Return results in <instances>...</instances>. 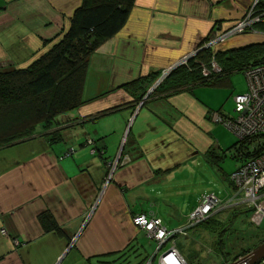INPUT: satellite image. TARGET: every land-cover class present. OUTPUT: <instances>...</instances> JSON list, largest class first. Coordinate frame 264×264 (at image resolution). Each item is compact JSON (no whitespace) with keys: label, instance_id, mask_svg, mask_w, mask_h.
<instances>
[{"label":"crops","instance_id":"crops-1","mask_svg":"<svg viewBox=\"0 0 264 264\" xmlns=\"http://www.w3.org/2000/svg\"><path fill=\"white\" fill-rule=\"evenodd\" d=\"M81 1L0 0V71L29 65L60 40ZM251 3L135 0L121 30L89 57L84 88V98L89 101L58 119L65 122L79 112L105 114L95 121L88 118L58 141L36 134L0 146V264H128L130 258L137 259L134 264H146L148 259L158 264L156 256L171 241L191 264L176 240L188 239L192 228L199 225L186 227V220L205 192L197 196V203L180 208L172 200L161 199L159 186L165 187L177 171L183 176L198 153L209 165L210 146L215 145L210 114L218 112L229 118L195 95L210 84L200 85L192 77H184L178 83L183 85L181 89L173 91L167 81L174 84V79L151 81L200 47L214 25L218 24V32L234 26ZM261 33L259 29L231 35L214 49L235 51L264 44ZM154 84L159 90L138 106ZM224 86H230V79ZM142 111L144 117L132 132ZM156 114L163 120L159 117L156 122ZM110 115L116 117L113 124L96 127ZM120 116L121 122L116 123ZM116 131L120 135L114 142ZM170 140L188 145L189 154L181 151L180 157L173 156L164 146ZM214 142L220 149L233 144L223 145L218 136ZM66 147L70 148L64 152ZM109 149L116 150L113 157L106 155ZM115 159L118 164L107 178L109 164ZM225 180V199L210 218L229 210L234 214L249 210L229 201L233 185L229 175ZM139 213H153L167 228H182L183 233L158 249L155 240L132 224V216ZM248 219L252 224L251 213ZM140 237L146 238L145 245ZM150 243H155L152 253Z\"/></svg>","mask_w":264,"mask_h":264},{"label":"trees","instance_id":"trees-1","mask_svg":"<svg viewBox=\"0 0 264 264\" xmlns=\"http://www.w3.org/2000/svg\"><path fill=\"white\" fill-rule=\"evenodd\" d=\"M134 2L82 0L60 40L29 65L0 71V146L31 139L53 126L56 129L49 134L55 135L48 139L51 141L63 139L69 127L75 130L74 122H61L56 117L67 111H78L81 105L89 101L84 98L89 57L103 42L121 30ZM255 25V30L262 27L260 24ZM199 56L201 60L208 56L205 60L208 62L211 52L207 50ZM215 58L220 67L218 72L210 71L204 75L202 66L191 60L188 65L176 68L165 81L176 80L174 84L167 81L173 91L181 89L178 87L183 85L178 83L184 77H192L194 83L200 85L224 86L229 82L231 73L244 72L251 66L264 63V44L248 45L242 50L218 51ZM245 143L236 139L225 151H233V157L239 161L238 165L252 155V152L246 151L249 143ZM235 151L241 153V156ZM99 153L102 154L103 150L99 149ZM211 220L209 217L199 224ZM262 241L264 239L259 243ZM252 249H244L241 254ZM240 252L237 254L241 255ZM228 259L225 258L224 263Z\"/></svg>","mask_w":264,"mask_h":264},{"label":"rangeland","instance_id":"rangeland-1","mask_svg":"<svg viewBox=\"0 0 264 264\" xmlns=\"http://www.w3.org/2000/svg\"><path fill=\"white\" fill-rule=\"evenodd\" d=\"M254 17L255 16L253 12L250 15V19H253ZM253 23L254 22H251L246 27H243L241 31L245 33H247L248 31L252 32L251 30L256 29L255 28L256 25H252ZM217 25L218 24H216V26L214 25V27L211 29L209 36L204 39L205 41L200 45V47H197L189 51L184 56H182L177 61H175L173 64L164 68L161 72L158 73L156 77L152 79L151 83L155 79H157L156 80L157 82L161 76H165V77L167 76L169 77L170 75L172 76L173 74L172 72L176 68H178L179 66L188 65L191 60L197 64H200L203 67V69L209 72L213 71V66H215L217 68L216 72H218L220 70V67L218 64V60L215 58L216 51L214 47L219 43L221 44L225 39H227L231 35L239 34V33L232 31L233 26L228 30L218 32L219 28H217ZM260 29L262 31L261 34L264 35V26L260 27ZM207 50L211 52V56H210L211 58L208 60V62L205 61L207 60L206 58L208 56L204 57L203 60H201V57L199 56L200 54H202ZM89 70L90 67L88 62L87 73L89 72ZM247 87H248V82L245 73L242 71H236L231 73L230 75V86H222V87H216L212 85L204 86L199 89L197 88L198 93L196 92L197 94L195 95L199 96L201 99L206 101L208 107L211 110H218L220 112H223L226 118H230L231 116L233 117L235 115L232 104L233 96L237 93L244 92ZM143 89H146V87ZM157 91H158L157 88L154 90L152 89L153 94ZM73 112L74 111L64 112L58 115L56 119L67 114L71 115L73 114ZM143 112L144 111H142L138 115L137 121L133 125L132 132L135 131L136 127L138 126L139 120L143 119L144 117ZM101 114H105V113H100L99 115L95 114V115L86 116L85 114L79 112L78 114H75V116L72 117L69 116L65 120H67V122L70 120L71 121L70 123L74 122L75 128H77L76 126L84 124V122L88 118L90 120H94V118H98ZM93 116L96 117L92 118ZM160 116L161 115L156 114L157 117L156 122H160L158 120ZM115 118L116 117L114 116L112 117V115H110L109 118L103 117V119L96 124L97 125L96 127L100 129L102 127L101 125L113 124ZM121 120H122V116L118 118L116 123L121 122ZM147 124L148 121L144 126H146ZM210 126L212 128L210 130L213 136L212 142L215 145L210 146L212 153L209 155L208 158L209 165L206 163L205 159L203 160L201 154L199 153L196 154L200 156H196L194 159H192L189 162L188 166L184 171L183 176L179 175L180 171L179 172L177 171V176H175L174 179L172 176L169 179H167V181L169 180V183H166L165 187L159 186V193L161 199L167 201L172 200L171 203L175 204L177 207L180 208H184L190 204L197 203L196 202L197 196L201 195V193L203 192L214 194L220 200L225 199L226 192L224 189H227V181L225 180V176L229 175L232 171L236 169V167L238 166V162L233 157L232 150L225 153L224 150L226 148H222V149L218 148L214 141L215 139H217L218 136L220 141L224 143L223 145L228 147L232 144V142L236 140L237 137L232 132L231 129L227 128L225 124L221 122L213 123L211 121ZM69 128H67L68 130L66 131L64 130V131L67 133H71L72 130ZM53 131H55V126L41 131L40 135L43 136L46 134L45 138L49 139L54 135L52 134V136H49V134H51ZM114 133L116 134V139L115 136H113L112 141L116 142V140L119 138L120 132L118 133L116 131ZM164 146L168 149L169 152H171L173 156L176 157H180L181 151L183 152L184 155L189 154V149H187L188 145L184 146L180 142H175L170 140ZM69 148L70 147H66L63 151L66 152ZM221 152H223V155ZM115 153H116L115 149H109L107 150L106 155L113 157ZM167 181L164 180L163 182H167ZM176 181H178V184H176ZM232 211L229 210V212H224V214H221L220 216H214L210 222L202 223L192 228L190 232L191 237H189L188 239L182 237L177 238L176 240L177 248L179 249V251H181L186 255L187 260L190 261L191 264H198V263L222 264L225 258H230L226 261V263L232 262L236 258L235 255L238 252L241 251L240 252L241 254L243 252L242 250L244 249L254 248V246L256 247L257 245H259L260 244L259 242L262 239H264V220L259 226H256L254 223H252L253 224L252 225L249 223V219H248L251 212L243 210L234 214V212ZM132 218H131V222H132ZM140 239H141L140 242L143 245L147 243L146 238L140 237ZM154 244L155 243H150V245H152V247L148 249L150 253L153 252L152 248L154 247ZM159 256L160 253L156 256L155 259H158ZM136 261L137 259L130 258V262L128 264H134Z\"/></svg>","mask_w":264,"mask_h":264},{"label":"built area","instance_id":"built-area-1","mask_svg":"<svg viewBox=\"0 0 264 264\" xmlns=\"http://www.w3.org/2000/svg\"><path fill=\"white\" fill-rule=\"evenodd\" d=\"M253 12L255 17L250 19ZM251 22H254L252 25L264 26L262 23L264 22V0H252L247 12L232 27V31L242 33V28ZM215 71L217 68L213 66L212 72ZM202 72L204 75L209 73L205 69ZM244 73L248 82V90L233 96L235 115L229 119H224L219 113L213 112L210 118L213 122L225 124L236 135V139L249 143V149L246 151L252 152V155L247 160H243L229 174V179L233 185L229 201L243 204L251 212V221L255 225H259L264 220V63L251 66ZM235 153L238 154L236 151ZM238 155L241 156V153ZM117 161L115 159L113 163L109 164L107 172L114 170ZM222 204L223 202L214 194H202L198 206L187 216L186 227L205 221ZM132 217V224L145 231L148 238L155 240L158 249H161L160 247L168 240L183 233L182 228H167L161 218L153 213H139ZM250 252L238 255L232 262L234 264H250ZM146 264H153L152 259H148ZM158 264L188 263L179 254L174 242L171 241L170 247L159 256ZM256 264H264V257Z\"/></svg>","mask_w":264,"mask_h":264},{"label":"water","instance_id":"water-1","mask_svg":"<svg viewBox=\"0 0 264 264\" xmlns=\"http://www.w3.org/2000/svg\"><path fill=\"white\" fill-rule=\"evenodd\" d=\"M161 80H158V82ZM155 86V84H154ZM264 257V241H262L259 245H257L256 247H254V249H252V251L250 252V264H256L261 258ZM226 264H234L233 262H229Z\"/></svg>","mask_w":264,"mask_h":264},{"label":"flooded vegetation","instance_id":"flooded-vegetation-1","mask_svg":"<svg viewBox=\"0 0 264 264\" xmlns=\"http://www.w3.org/2000/svg\"><path fill=\"white\" fill-rule=\"evenodd\" d=\"M167 77H168V76H167ZM167 77H165V76H161V80H160L159 82H161L162 80H164V79L167 78ZM155 88H156V85L153 86L151 89H149V91H146V92L142 95L141 99L139 100V104H138V106L142 105V104L148 99V97L150 96V93L152 92V89L154 90ZM117 164H118V162L116 163V166H117ZM116 166H115V167H116ZM114 169H115V168H114ZM111 174H112V172L109 171L108 174H107V178H111Z\"/></svg>","mask_w":264,"mask_h":264}]
</instances>
